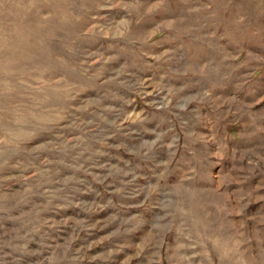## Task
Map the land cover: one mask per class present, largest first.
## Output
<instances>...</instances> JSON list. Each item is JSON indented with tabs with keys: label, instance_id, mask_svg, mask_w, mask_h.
Listing matches in <instances>:
<instances>
[{
	"label": "rangeland",
	"instance_id": "374dc122",
	"mask_svg": "<svg viewBox=\"0 0 264 264\" xmlns=\"http://www.w3.org/2000/svg\"><path fill=\"white\" fill-rule=\"evenodd\" d=\"M0 264H264V0H0Z\"/></svg>",
	"mask_w": 264,
	"mask_h": 264
}]
</instances>
